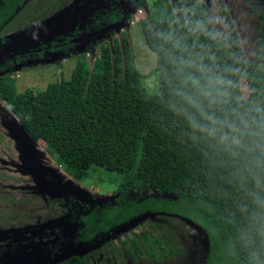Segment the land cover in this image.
I'll use <instances>...</instances> for the list:
<instances>
[{"label": "trees", "instance_id": "1", "mask_svg": "<svg viewBox=\"0 0 264 264\" xmlns=\"http://www.w3.org/2000/svg\"><path fill=\"white\" fill-rule=\"evenodd\" d=\"M27 1L0 0V32ZM218 1L229 29L223 37L200 0H171L149 22H140L144 41L157 57L154 93L140 83L122 35L99 44L89 68L76 54L69 77L38 92L30 87L16 91L15 65L73 52L78 32L0 55V99L30 138L42 140L75 177L84 176L91 165L120 175L114 196L97 204L79 203L80 211L72 216L76 242L104 237L107 243L115 227L145 211L160 212L202 229L206 252L201 264H264V207L256 202L257 197L264 200V28L257 26L252 60L242 67L238 35ZM116 4L85 30L116 20L122 13L113 11L120 7ZM188 76L215 98L209 105L199 97L204 111L221 121L215 132L182 98L181 93L199 95L190 82L185 84ZM217 77L222 85L215 83ZM240 78L248 88L246 99ZM144 188L175 198L129 197ZM63 261L77 264L79 256Z\"/></svg>", "mask_w": 264, "mask_h": 264}, {"label": "rangeland", "instance_id": "2", "mask_svg": "<svg viewBox=\"0 0 264 264\" xmlns=\"http://www.w3.org/2000/svg\"><path fill=\"white\" fill-rule=\"evenodd\" d=\"M116 1L115 6L120 7L113 11L122 12L116 20L97 30H85ZM200 1L216 32L226 35L229 29L219 1ZM221 3L238 35L240 62L245 67L256 47L257 26L264 28V0ZM169 4L171 0H28L0 32V55L19 53L78 32L73 52L64 55L58 51L15 65L16 91L30 87L38 92L47 83L67 79L76 54L89 68L97 57L98 45L110 44L122 35L128 40L140 83L154 93L157 57L144 41L140 22H149L159 7ZM88 43L94 46L90 50ZM239 88L246 99L248 88L243 78ZM120 180L118 173L95 165L84 176H73L42 140L30 138L0 99V264H67L63 260L71 255L79 256L77 264H201L206 252L203 231L177 215L145 211L112 229L107 243L104 237L92 243L73 239L72 216L80 211L79 203L97 204L114 196ZM147 196L175 198L148 188L129 194L135 199ZM48 244L53 246L50 252L43 249Z\"/></svg>", "mask_w": 264, "mask_h": 264}, {"label": "clouds", "instance_id": "3", "mask_svg": "<svg viewBox=\"0 0 264 264\" xmlns=\"http://www.w3.org/2000/svg\"><path fill=\"white\" fill-rule=\"evenodd\" d=\"M200 70L204 71L203 68H201ZM189 82L191 83L193 88L199 90V95L198 96H193V95H188V94L181 93L182 98L184 99V101L187 104H189L193 108H195L197 110V112L200 114V116L204 120L209 122L210 127H208L207 130H209L210 132H215L216 131V126L218 124H221V121L218 120V118L215 116L214 113L210 114V113L204 111L203 101L200 100V98H199V97H203V98L207 99L209 105H211V104L215 103V98H214L212 92L208 91V90H201L200 89V82L198 80H196L195 78H193L192 76H188L185 79V84L186 85ZM215 83L222 85L224 83V81L221 78L217 77L216 80H215ZM223 94L226 95V93H223ZM192 123H193L194 126H200L195 119L192 120ZM256 202H257V204L260 207H264V200H262L259 197H257L256 198ZM253 256H255V253H253Z\"/></svg>", "mask_w": 264, "mask_h": 264}]
</instances>
